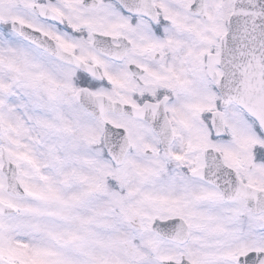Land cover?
<instances>
[{"label":"snow or ice","instance_id":"6c2138e0","mask_svg":"<svg viewBox=\"0 0 264 264\" xmlns=\"http://www.w3.org/2000/svg\"><path fill=\"white\" fill-rule=\"evenodd\" d=\"M0 264H264V0H0Z\"/></svg>","mask_w":264,"mask_h":264}]
</instances>
